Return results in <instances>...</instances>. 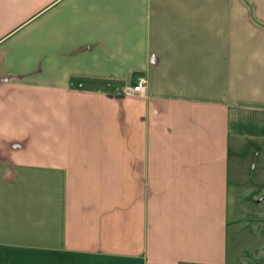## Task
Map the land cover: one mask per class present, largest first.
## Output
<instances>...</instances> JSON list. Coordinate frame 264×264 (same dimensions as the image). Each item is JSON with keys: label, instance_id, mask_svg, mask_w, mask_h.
Returning <instances> with one entry per match:
<instances>
[{"label": "crops", "instance_id": "0c3cea01", "mask_svg": "<svg viewBox=\"0 0 264 264\" xmlns=\"http://www.w3.org/2000/svg\"><path fill=\"white\" fill-rule=\"evenodd\" d=\"M246 186L264 0H0V264H228Z\"/></svg>", "mask_w": 264, "mask_h": 264}, {"label": "rangeland", "instance_id": "374dc122", "mask_svg": "<svg viewBox=\"0 0 264 264\" xmlns=\"http://www.w3.org/2000/svg\"><path fill=\"white\" fill-rule=\"evenodd\" d=\"M246 188L229 228L228 264H264V200L257 202L259 191Z\"/></svg>", "mask_w": 264, "mask_h": 264}, {"label": "built area", "instance_id": "2783aa9c", "mask_svg": "<svg viewBox=\"0 0 264 264\" xmlns=\"http://www.w3.org/2000/svg\"><path fill=\"white\" fill-rule=\"evenodd\" d=\"M147 86V80L145 77L140 76L137 79L136 84L132 86H126L124 88V93L128 95H135V94H144Z\"/></svg>", "mask_w": 264, "mask_h": 264}, {"label": "water", "instance_id": "95a60500", "mask_svg": "<svg viewBox=\"0 0 264 264\" xmlns=\"http://www.w3.org/2000/svg\"><path fill=\"white\" fill-rule=\"evenodd\" d=\"M264 200V196H261V198L259 199V201H263Z\"/></svg>", "mask_w": 264, "mask_h": 264}]
</instances>
